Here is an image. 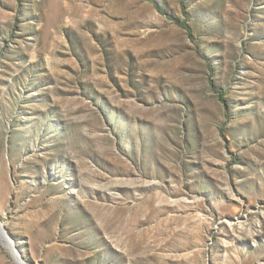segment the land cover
<instances>
[{
    "label": "rangeland",
    "instance_id": "1",
    "mask_svg": "<svg viewBox=\"0 0 264 264\" xmlns=\"http://www.w3.org/2000/svg\"><path fill=\"white\" fill-rule=\"evenodd\" d=\"M181 2L0 0L25 264H264V0Z\"/></svg>",
    "mask_w": 264,
    "mask_h": 264
},
{
    "label": "bare ground",
    "instance_id": "2",
    "mask_svg": "<svg viewBox=\"0 0 264 264\" xmlns=\"http://www.w3.org/2000/svg\"><path fill=\"white\" fill-rule=\"evenodd\" d=\"M0 242L12 253L17 264H25L15 249V244L11 241L8 234L5 232L4 226L0 223Z\"/></svg>",
    "mask_w": 264,
    "mask_h": 264
},
{
    "label": "trees",
    "instance_id": "3",
    "mask_svg": "<svg viewBox=\"0 0 264 264\" xmlns=\"http://www.w3.org/2000/svg\"><path fill=\"white\" fill-rule=\"evenodd\" d=\"M148 1V0H147ZM152 3V2H151ZM153 4V6L155 7V9L159 12V13H161L162 14V12H161V10H160V8H159V6L158 5H156L155 3H152ZM181 5H182V8H183V12L185 13V0H182V2H181ZM181 27H185L184 25H182ZM191 35V34H190ZM217 94L219 95V99H220V101H222L223 103H224V96H225V94L224 93H222V92H217Z\"/></svg>",
    "mask_w": 264,
    "mask_h": 264
},
{
    "label": "water",
    "instance_id": "4",
    "mask_svg": "<svg viewBox=\"0 0 264 264\" xmlns=\"http://www.w3.org/2000/svg\"><path fill=\"white\" fill-rule=\"evenodd\" d=\"M6 232V231H5ZM6 234H7V232H6ZM21 257V256H20Z\"/></svg>",
    "mask_w": 264,
    "mask_h": 264
}]
</instances>
